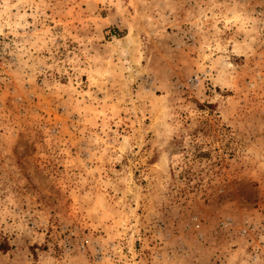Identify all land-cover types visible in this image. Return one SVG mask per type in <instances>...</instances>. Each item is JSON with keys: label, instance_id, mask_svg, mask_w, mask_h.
I'll use <instances>...</instances> for the list:
<instances>
[{"label": "rangeland", "instance_id": "obj_1", "mask_svg": "<svg viewBox=\"0 0 264 264\" xmlns=\"http://www.w3.org/2000/svg\"><path fill=\"white\" fill-rule=\"evenodd\" d=\"M0 264H264V0H0Z\"/></svg>", "mask_w": 264, "mask_h": 264}]
</instances>
